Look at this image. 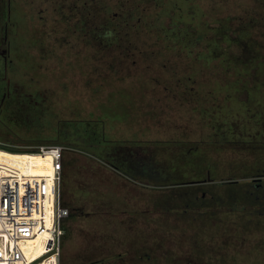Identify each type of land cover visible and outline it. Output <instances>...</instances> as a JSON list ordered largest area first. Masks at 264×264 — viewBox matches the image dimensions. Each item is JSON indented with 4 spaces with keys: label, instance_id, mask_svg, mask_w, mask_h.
Masks as SVG:
<instances>
[{
    "label": "rangeland",
    "instance_id": "rangeland-1",
    "mask_svg": "<svg viewBox=\"0 0 264 264\" xmlns=\"http://www.w3.org/2000/svg\"><path fill=\"white\" fill-rule=\"evenodd\" d=\"M33 1L9 31L12 64L34 69L25 80L40 83L43 113L55 116L31 114L32 135L46 141L59 131L65 140L73 127L56 124L85 119L129 160L120 171L81 147L64 151L62 200L77 215L65 224L62 264L262 262L264 204L251 199L264 173V72L256 68L264 0L174 1L201 13L179 18L193 21L195 41L165 29L178 21L164 12L168 0ZM90 7L101 20L98 45L65 30ZM251 14L254 27L237 20ZM231 17V28H254L251 50L224 38ZM106 23L127 37L106 38L114 34ZM6 34L0 26V47ZM3 112L0 125L26 133Z\"/></svg>",
    "mask_w": 264,
    "mask_h": 264
},
{
    "label": "built area",
    "instance_id": "built-area-1",
    "mask_svg": "<svg viewBox=\"0 0 264 264\" xmlns=\"http://www.w3.org/2000/svg\"><path fill=\"white\" fill-rule=\"evenodd\" d=\"M66 149L0 139V264H62L65 219L70 216L62 200ZM24 154L50 157L51 171L32 172L31 162L13 158ZM31 241L27 253L24 247Z\"/></svg>",
    "mask_w": 264,
    "mask_h": 264
},
{
    "label": "trees",
    "instance_id": "trees-1",
    "mask_svg": "<svg viewBox=\"0 0 264 264\" xmlns=\"http://www.w3.org/2000/svg\"><path fill=\"white\" fill-rule=\"evenodd\" d=\"M174 1H177V0H170V1L168 0L167 1L168 2L167 8H165L164 12L166 11L165 13L167 15L170 14L172 17L177 18L178 21H173V22H171V24L169 23V26L165 29H171L172 26H175V29H173L174 31H177V29H179L177 31L179 33L175 34V36L181 35L183 38H188L189 40L195 41V37L192 35L194 32L193 31L194 23H193V21H191V19L192 18L197 19V17L201 16L200 15L201 13H196V14L192 15V12H190V10L186 9L185 5L179 6ZM136 11L142 12L145 14V16H148V14H146V12L141 11L138 8H136ZM174 12H175V14H174ZM186 12H187V15L185 14ZM182 14H185L188 18H191L190 21H184V22L179 21L180 17L185 16ZM232 19H235V18H233V17L224 18L223 19L224 22L221 23V25L224 27V30H225V32L223 31V33H225V35H223L224 38H228V37H230L231 39L235 38V39H237V43L240 44L239 46L243 49V51L251 50V45L247 46V48H246V44L248 43V41L250 39H252L253 34H255L254 28L252 30L251 29H241L238 27L237 28H231V26H232L231 20ZM254 19H255V15L251 14V15L245 16L243 19L238 18L237 20H239L240 23H244L248 27L249 26L254 27L255 25H257V23H260L259 18L257 21H255ZM200 20L201 19H198L197 22H200ZM263 23H264V19H263ZM181 24H184V27L180 26ZM138 25H141V24L139 23ZM188 28H190V29H188ZM109 29L114 34H112L110 37H106V38H110V39L115 38V40H118V37L120 38L122 35H123V37H127V35H128V33H124L121 30V28L110 27ZM132 29H133V27L131 28V30ZM129 32L131 33L132 31H129ZM255 50L260 51V48L257 46V48ZM258 53L259 52H257L256 54H258ZM255 55L252 54L253 59L257 58ZM256 63H257L256 68L259 67V71L264 72V64H263L264 61L260 60L258 58ZM242 73H243V71H242ZM256 74L258 75L260 73H256ZM256 77H258V76H256ZM258 81L260 82V84H262V87L264 89V84H263L264 81H261V80H258ZM262 87L260 89H262ZM263 93H264V91H263ZM1 102L2 101L0 100V103ZM9 102H11V104L7 108V115L10 116L11 119L17 125H19L22 128H25L26 133H21L22 135H19L18 133H16L12 129H10L6 124L5 125L3 124V125H0V139L1 140L5 141V142L12 143V144L23 145V146H36V145H40V144H60V145L67 147L68 149H71V147H81L79 149H84L85 151L88 150L89 153L92 154L93 156L99 157L100 159H102L104 161V163H106L109 166L115 167L116 169H118L120 171H124V169H125L124 166L125 167L127 166V163L129 162V160L127 158H125L126 154L120 153L121 148L110 147L109 145L112 141H110L104 137L105 134L103 131L97 130L96 127H93L89 123H87L86 126L81 125L82 123L87 122V120H85V119H83V121L78 120V122L75 120L74 121L73 120L60 121L59 124H56L57 127L59 126V128H60V127L65 126V125L72 126L73 127V129H72L73 134L66 133L65 134L66 139L62 140L60 137L61 133L58 131L57 136L56 135L49 136V137L45 138V139H47L45 141L43 139H40V138L32 135L33 131L30 130L31 129L30 125L32 124L33 120L30 118V116H31V114H34V115H32V117L35 118V121L40 120L41 122H45V121L53 122V118L48 117V115H53V113H51V114H48V112L43 113L44 110L38 109V108L34 107L33 105H29L28 103H24L23 101H20L19 99L15 100L14 98H11L10 100H6L7 104ZM3 104L0 106V109H1L0 110V124L3 121L1 116L4 115L3 111L5 110ZM30 106H32L33 108H31ZM13 112H16V113L13 114ZM53 125H55V124H53ZM219 127L223 128V129H229L228 125H219ZM234 129L237 130L239 128H238V126L237 127L234 126ZM235 133H237V131H235ZM69 136H71V137H69ZM249 143H251V140L249 141ZM95 152L98 153L99 156H97L95 154ZM125 163H126V165H125ZM76 215H77L76 210H75V208H73L72 213L70 212L69 218L75 217Z\"/></svg>",
    "mask_w": 264,
    "mask_h": 264
},
{
    "label": "flooded vegetation",
    "instance_id": "flooded-vegetation-1",
    "mask_svg": "<svg viewBox=\"0 0 264 264\" xmlns=\"http://www.w3.org/2000/svg\"><path fill=\"white\" fill-rule=\"evenodd\" d=\"M33 3L35 4L37 2L33 0H0V26L3 31H7L5 39L7 38L8 42V47H0V85L3 87V85L5 84L6 86L3 89L0 88V100L2 101L1 103H5L6 100H10L11 98H14L15 100L19 99L24 103H28L29 105H33L38 109H42V105L43 103H45L44 99L47 97V93L43 90H40L42 86L38 81L32 79L33 75L29 77V80H25L26 75L30 74L31 72H34V69L32 67L30 68V66L27 65L21 66L12 64V47L11 42H9L10 40H12L9 37L10 26L17 25L16 21H18L19 19H24L25 21L27 20V18H29L26 16V9H28L27 6H30L31 4L32 8H34ZM84 3V5L88 7V2ZM76 6L78 7V5ZM90 8L93 9L94 12L91 9L84 11L79 10L80 14L83 15V19H80V21L83 25H85L84 29H81V31H84L79 32V24L81 23L78 21L75 23L76 26H74L75 24L73 25V30H70V28L68 27H66L65 30L69 31L71 34L78 35V37H81L83 41H90L94 45H98L100 44L102 37V35L100 34L101 20L98 18V11L96 10V8ZM109 26V23H106L105 29H109ZM49 33L50 32L47 33V36ZM49 37L50 36H48V38ZM96 51H100V49H97ZM5 110L7 112V108ZM15 113L16 112H13V114ZM252 148H256V146H252ZM256 179L258 180V183L253 184H255L258 188V192H252V198L254 199L251 200H253L254 202L258 201V203L254 204V206L258 207L264 204V173H261ZM248 258L251 257L243 255L241 258V262L239 263L235 261V258H223L222 262L223 264H264V259L262 258V262H258V260L256 261V258ZM249 260L251 262H246Z\"/></svg>",
    "mask_w": 264,
    "mask_h": 264
},
{
    "label": "bare ground",
    "instance_id": "bare-ground-1",
    "mask_svg": "<svg viewBox=\"0 0 264 264\" xmlns=\"http://www.w3.org/2000/svg\"><path fill=\"white\" fill-rule=\"evenodd\" d=\"M25 156L19 155L14 156L13 158L18 159L20 162H23L24 164L31 162L32 164V172L36 173H47L51 171V163H50V157H44V156H36V155H26ZM33 247V242H29L28 246H25V251L28 253L30 249ZM37 253L39 254L40 251L38 250Z\"/></svg>",
    "mask_w": 264,
    "mask_h": 264
},
{
    "label": "water",
    "instance_id": "water-1",
    "mask_svg": "<svg viewBox=\"0 0 264 264\" xmlns=\"http://www.w3.org/2000/svg\"><path fill=\"white\" fill-rule=\"evenodd\" d=\"M65 221H67V219H65Z\"/></svg>",
    "mask_w": 264,
    "mask_h": 264
}]
</instances>
